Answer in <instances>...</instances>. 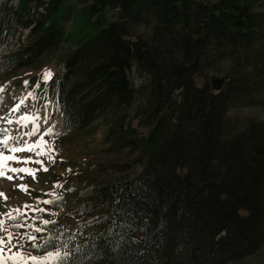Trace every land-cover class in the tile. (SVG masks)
Masks as SVG:
<instances>
[{
    "label": "trees",
    "instance_id": "1",
    "mask_svg": "<svg viewBox=\"0 0 264 264\" xmlns=\"http://www.w3.org/2000/svg\"><path fill=\"white\" fill-rule=\"evenodd\" d=\"M16 19L28 41L2 68L69 46L53 90L64 131L109 114L129 154L75 224L50 226L75 234L76 264H227L264 247V120L229 118L264 103V0H21ZM222 63L228 76L198 83Z\"/></svg>",
    "mask_w": 264,
    "mask_h": 264
},
{
    "label": "rangeland",
    "instance_id": "2",
    "mask_svg": "<svg viewBox=\"0 0 264 264\" xmlns=\"http://www.w3.org/2000/svg\"><path fill=\"white\" fill-rule=\"evenodd\" d=\"M20 1L0 0V88L4 90L2 93L3 99L0 100V128L7 130L0 133V140H3L5 135L15 137L22 135L23 132L31 131V122L26 121L24 124H20L18 121L25 115H39L41 119L38 123L41 125V133L47 127L55 126L54 133L45 137L54 148L52 155L55 158V163H52L47 156L37 157L31 151L15 153L17 157L21 158V161L28 157L33 160L40 159L49 170L44 172L41 165L35 163L25 165L23 162H7L13 167H32L39 169V171H37L35 179L24 173H8V175L14 176L11 181L7 178H0V193L7 197L5 200L3 196H0V214H5L14 208H20L23 212V206L26 203L35 205L37 199H54L53 196L47 194L55 192L57 195L62 196L60 208L65 211L60 212L59 209L55 211L54 207L50 205L40 204L39 207L48 210L46 213L27 211L25 215L20 217V220H27L30 224L33 216H39L40 219L54 220L58 218L60 222L67 221L75 224V217L79 215L80 201L86 199V196L89 198V195L84 194V192L91 185H106L114 180L115 166L125 161L129 154L126 150L114 149L112 142H114L115 136H112L110 140L107 139L111 123L106 122L105 117L111 118L109 114L99 117L80 132L67 134L64 131L61 109L55 101L53 90L64 73L65 68L62 60L68 53L69 46H62L58 50H50L40 56L32 66L22 68L13 74H9V71L2 68V57L28 41L30 29L24 28L16 19ZM76 1L70 0L73 3ZM27 13L28 11L25 14ZM135 30L140 34L147 31L143 26H138ZM46 70L51 71L53 74L47 82L44 81ZM228 75L227 63H222L217 69L204 72L203 77H198L197 81L202 84L204 79H207L213 83L215 80ZM25 81H28L29 84L25 85ZM37 83L40 84L39 89L35 87ZM29 92H32L33 95L29 96ZM22 99L24 100L23 104H21ZM16 105H20L19 109L12 111ZM46 117H48V124L44 123ZM229 118L234 131L243 128L250 119L264 120V103L234 107L230 111ZM9 120L13 123L9 124ZM139 130L142 131L140 128ZM57 133L59 135H56ZM38 138L39 136L24 137L29 143ZM23 142L21 140L20 144H23ZM10 144H16V141L11 140ZM5 154L10 155L12 153L5 152ZM20 176L24 178L21 180L18 178ZM57 183L63 184L64 187H54ZM20 184L28 186L27 192L18 187ZM87 192L89 193V191ZM52 212L59 213L51 215ZM13 223H16V221L8 219L5 225L16 237L12 242L13 244L19 243V237L27 232H31L38 237L41 235L28 227L13 228ZM36 224L39 225V219L36 220ZM0 235L6 237L7 232L0 231ZM39 242L40 239H37L36 243L39 244ZM18 250V248L11 249L13 253ZM23 251L25 254L32 255L36 252L32 248L31 241L25 243ZM7 254L6 249L5 255ZM38 256H44V254ZM8 264H12V262L8 261ZM227 264H264V247L250 256Z\"/></svg>",
    "mask_w": 264,
    "mask_h": 264
},
{
    "label": "snow or ice",
    "instance_id": "3",
    "mask_svg": "<svg viewBox=\"0 0 264 264\" xmlns=\"http://www.w3.org/2000/svg\"><path fill=\"white\" fill-rule=\"evenodd\" d=\"M51 71L46 70L44 73V81L47 82L52 78ZM29 84L28 81H25V85ZM39 89L40 84L37 83L35 86ZM3 89L0 88V100L3 99L2 93ZM29 96H32L33 93L29 92ZM24 103V100H21V104ZM20 105H16L12 111L18 110ZM47 107V106H46ZM41 117L39 115H25L20 118L18 123L24 124L26 121L31 122L32 129L29 132H23L22 135H17L15 137L5 135L3 140H0V178H7L8 180H13V175H8V173L12 174H20L24 173L28 176H32L33 179L36 178V173L39 169H34L32 167H13L9 165L7 162L9 161H16V162H23L25 165L30 163H35L41 165L42 170L47 172L49 169L47 166L44 165V162L40 159L33 160L31 157L24 158L21 161V158L17 157L15 153L24 152V151H31L36 154L37 157L40 156H47L52 163H55V158L52 155L54 152V148L49 142L45 139L46 136H50L54 133V125L49 126L46 130L41 133V125L38 123ZM9 124L13 123V121L9 120ZM44 123L48 124V117L44 119ZM7 130L4 128H0V133H4ZM56 135H59L58 133ZM34 142L29 143L28 140H25L24 137H37ZM11 140H15L16 144H10ZM23 140V144H20V141ZM5 152L12 153L10 155H6ZM70 171V170H69ZM21 180L24 178L22 176L18 177ZM18 187L25 192L28 190V186L24 184L18 185ZM54 187L63 188V184H55ZM47 195H51L54 199H44L36 200L35 205L25 204L23 206L24 211L22 212L20 208H14L9 210L5 214H0V231H6L7 236L0 235V264H8V261H11L12 264H76V260L74 259V253L78 252L80 249L79 247H70L69 241L75 239V234H67L62 231L56 230L58 234H54L52 232V228L56 224L55 220H46L40 219L39 216H33L32 222L29 224L27 220H20V217L25 215L27 211H31L33 213H46L48 210L45 208L39 207L40 204L50 205L54 208H59L61 206L62 196L57 195L55 192H50ZM0 196H3L6 200L7 197L0 193ZM51 215H57L58 213L52 212ZM16 221V223L12 224L13 228H21V227H28L34 230L35 233H40L41 235L38 237L33 235L31 232H27L19 237V243L13 244V240L16 239L12 231H9L5 225L6 220ZM39 219V225L36 224V220ZM45 232L49 234L47 236L44 235ZM40 239L41 243L37 244L36 240ZM27 241L32 242V248L36 251L46 250L48 248L56 249V251H46L44 256H37L32 254H25L23 251L25 248V243ZM12 248H18L19 250L15 253L11 251ZM7 249L8 254L5 255V251Z\"/></svg>",
    "mask_w": 264,
    "mask_h": 264
}]
</instances>
